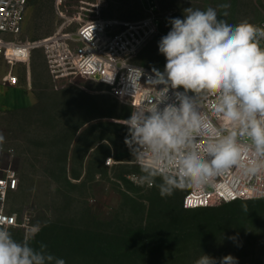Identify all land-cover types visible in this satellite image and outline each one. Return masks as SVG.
Listing matches in <instances>:
<instances>
[{
    "label": "rangeland",
    "instance_id": "obj_1",
    "mask_svg": "<svg viewBox=\"0 0 264 264\" xmlns=\"http://www.w3.org/2000/svg\"><path fill=\"white\" fill-rule=\"evenodd\" d=\"M148 3L164 20H158L160 36L149 42L136 64L152 71H164L159 41L170 31L169 21L183 19L188 7L203 10L230 3L229 15L222 17L228 23L264 20V0H29L23 37L45 39L66 21H71V32L94 20L139 22L149 16ZM8 71L0 62V133L5 137L0 172L12 169L19 178L9 212L19 219L30 214L32 224L42 225L34 243L45 230L61 235L62 242L49 252L66 264H194L203 253L217 260L232 255L238 264H264V210L246 216L222 204L207 212H185L189 190L162 198L156 187L137 186L139 168L118 162L119 150L107 141L101 144L110 153H102L116 164L101 169L95 155L98 135L112 134L122 151L130 152L124 142L128 131L109 125L128 127L124 122L133 109L122 105L109 87L82 79L55 83L41 50L33 53L30 65L15 68L17 89L1 85ZM23 233L12 232L17 240ZM133 234L143 247L130 257L124 253L125 242H132ZM115 244L118 251L112 250Z\"/></svg>",
    "mask_w": 264,
    "mask_h": 264
},
{
    "label": "clouds",
    "instance_id": "obj_2",
    "mask_svg": "<svg viewBox=\"0 0 264 264\" xmlns=\"http://www.w3.org/2000/svg\"><path fill=\"white\" fill-rule=\"evenodd\" d=\"M230 7H188L183 19L169 21L171 29L158 44L166 58L164 71L153 69L155 79L149 81L164 88L150 87L151 94L124 122V142L139 168L134 182L156 187L162 198L178 190L206 193L221 178H231L238 195L244 183L264 179V23H228L222 17ZM130 72L136 93L142 72ZM169 88L184 91H176L169 103ZM4 142L0 133V145ZM241 208L249 212L247 203ZM41 229L39 222L30 224L17 240L0 224V264H66L43 242L34 246ZM194 264L238 261L203 253Z\"/></svg>",
    "mask_w": 264,
    "mask_h": 264
},
{
    "label": "built area",
    "instance_id": "obj_3",
    "mask_svg": "<svg viewBox=\"0 0 264 264\" xmlns=\"http://www.w3.org/2000/svg\"><path fill=\"white\" fill-rule=\"evenodd\" d=\"M28 7L29 0H0V62L9 67L8 73L1 79L2 86L18 88L20 79L14 72L15 68L30 65L33 53L41 50L55 83L82 79L105 85L122 105L133 110L151 94L150 87L156 91L164 88L163 84L150 85L149 81L155 79V72L136 64L149 42L160 35L158 20L161 18L150 3L147 9L149 16L145 20L133 23L94 20L83 23L74 32L67 31L71 21H66L56 33L38 41L23 37ZM131 69L142 72L139 85L143 89L139 90V85H136V93ZM176 91L183 93L184 90L169 88L167 102H175ZM115 164L113 157L105 160L106 167ZM230 179L221 178L215 189H208L206 193L189 190L184 197L183 208L191 211L239 201L264 200V179L244 183L238 195L232 190ZM18 190L17 173L12 169L0 172V224L8 226L12 232L24 231L32 224L30 214L19 219L9 212V197Z\"/></svg>",
    "mask_w": 264,
    "mask_h": 264
},
{
    "label": "trees",
    "instance_id": "obj_4",
    "mask_svg": "<svg viewBox=\"0 0 264 264\" xmlns=\"http://www.w3.org/2000/svg\"><path fill=\"white\" fill-rule=\"evenodd\" d=\"M29 108V107H28ZM26 108V109H28ZM109 126H113L117 129H124V130H127L128 131V127H124V126H121V125H109ZM83 127V124L80 125L76 131H79L80 129L79 128H82ZM118 140L119 138H116L114 136H112V134H109V135H98L96 138H95V147H97L95 149V155L98 157L99 156V160H100V165H101V169L103 171H107L108 168L105 166V153L103 154L102 151L105 150L106 154H109L110 153V148L101 144L102 142L104 141H107L109 142L110 144L112 145H115V147H117V149L119 150V153L116 155V159L118 162H122V163H132V160H131V154L129 151L127 150H123V145L122 144H119L118 143ZM122 140V139H120ZM125 140V139H124ZM119 147V148H118ZM102 153V155H101ZM189 192V191H188ZM187 192V193H188ZM186 193V194H187ZM186 194H184V197L186 196ZM242 203H247L248 205V209H249V212L250 213L251 211H258L259 210H264V200H257V201H239V202H235V203H231V204H227L226 207L236 211V210H242L241 208V204ZM183 206V205H182ZM185 212H199V213H202V212H207V209H201V210H191V211H188V210H185ZM241 213V215H246L248 216L249 214L247 213ZM131 240L132 242H125L126 244V248H128L127 251H125L124 253H129L130 254V257H133L134 254H139L142 250V245H141V238L139 235H136V234H133V236H131ZM62 242V236L61 235H57V236H53L51 232L45 230L42 234L39 235V238H38V241L36 243H34V246H37L39 245L40 242H43L44 244H46L48 246V251H51L52 249H56L58 245V242ZM116 247H112L113 249L112 250H116L118 251V245L119 244H115Z\"/></svg>",
    "mask_w": 264,
    "mask_h": 264
},
{
    "label": "crops",
    "instance_id": "obj_5",
    "mask_svg": "<svg viewBox=\"0 0 264 264\" xmlns=\"http://www.w3.org/2000/svg\"><path fill=\"white\" fill-rule=\"evenodd\" d=\"M168 28V27H167ZM168 29H170V27L168 28ZM160 36V35H159ZM162 37V36H161ZM9 89H17V88H9Z\"/></svg>",
    "mask_w": 264,
    "mask_h": 264
}]
</instances>
